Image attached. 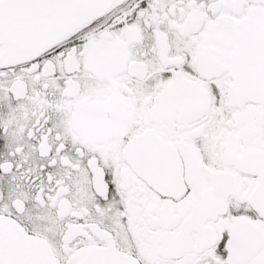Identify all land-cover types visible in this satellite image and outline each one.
I'll return each mask as SVG.
<instances>
[{"label": "snow or ice", "instance_id": "snow-or-ice-1", "mask_svg": "<svg viewBox=\"0 0 264 264\" xmlns=\"http://www.w3.org/2000/svg\"><path fill=\"white\" fill-rule=\"evenodd\" d=\"M0 264H264V0H0Z\"/></svg>", "mask_w": 264, "mask_h": 264}]
</instances>
